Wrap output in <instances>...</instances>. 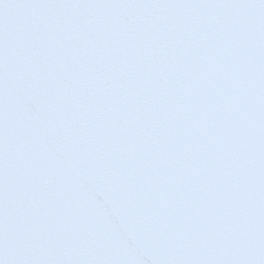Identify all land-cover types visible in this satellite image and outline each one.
Segmentation results:
<instances>
[{
    "label": "water",
    "instance_id": "water-1",
    "mask_svg": "<svg viewBox=\"0 0 264 264\" xmlns=\"http://www.w3.org/2000/svg\"><path fill=\"white\" fill-rule=\"evenodd\" d=\"M0 264H264V0H0Z\"/></svg>",
    "mask_w": 264,
    "mask_h": 264
}]
</instances>
